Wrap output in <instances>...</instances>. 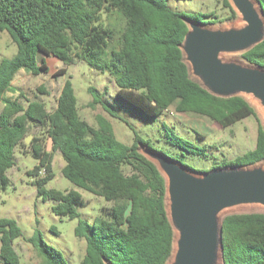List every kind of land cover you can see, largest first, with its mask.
Instances as JSON below:
<instances>
[{
	"label": "trees",
	"instance_id": "trees-1",
	"mask_svg": "<svg viewBox=\"0 0 264 264\" xmlns=\"http://www.w3.org/2000/svg\"><path fill=\"white\" fill-rule=\"evenodd\" d=\"M264 14V0H257ZM231 19L236 11L229 0ZM117 11L125 24L117 48H110L113 32L100 22V14ZM213 12H181L170 9L166 0H0V31L6 30L16 52L0 61V183L13 163L14 149L25 146L31 127L44 128L49 140L34 137L28 150L38 160L29 174L38 176L32 184L43 201L52 200V211L69 219L78 217L83 204L75 189L46 188L53 177L54 152L64 165L62 175L74 185L101 196L110 206L92 223L78 219L74 234L85 241L79 264H165L173 252L174 232L168 219L165 179L157 165L140 150L152 148L134 133L130 144L118 140L110 121L96 115V125L79 115L69 79L62 84L56 105L48 110L39 100L25 105L19 98H4L15 73L24 68L33 75L48 72L44 57L53 56L65 65L84 60L101 72H108L117 85L116 94L141 119L149 121L163 111L175 109L207 117L228 127L254 110L240 95L221 97L210 93L191 77L181 44L188 30L186 19L214 23ZM40 62L37 63V57ZM249 64L264 69V37L241 52ZM65 67L53 73L64 74ZM44 91L43 88H38ZM90 104L103 102L102 94L89 86ZM22 96V94H20ZM166 141L180 149L168 155L189 167L185 153L205 156L198 147L172 131ZM164 153V152H163ZM166 154V153H165ZM264 159V129L257 124L253 148L201 172L217 167H246ZM43 171L44 175L39 176ZM221 263L264 264V212H235L220 218ZM21 229L12 218L0 217V264H21L13 243ZM41 260L39 264H68L62 253L48 244L35 228L28 238Z\"/></svg>",
	"mask_w": 264,
	"mask_h": 264
},
{
	"label": "rangeland",
	"instance_id": "rangeland-1",
	"mask_svg": "<svg viewBox=\"0 0 264 264\" xmlns=\"http://www.w3.org/2000/svg\"><path fill=\"white\" fill-rule=\"evenodd\" d=\"M170 9L191 13V12H213L214 16L203 17L204 20L215 18L214 23H202L209 28H239L244 25L240 14L228 19L230 10L222 4V0H166ZM100 22L103 26L113 32V39L110 48L118 47L119 34L125 24L123 16L117 12L100 14ZM16 52V44L11 40L6 30L0 31V61L3 58H10ZM224 60H233L247 64L241 57V53H225ZM37 57V63L40 62ZM44 60L49 68L48 72H41L33 75L24 68L19 69L11 82L9 90L4 98H19L22 104L31 100H39L45 104L48 110L56 105V99L66 79H69L74 90L79 115L90 124L96 125V115L107 118L112 126L115 137L125 144H130L134 133L146 141L152 148L163 151L168 155L180 154V149L170 145L166 141V131L190 140L198 147H205L206 155H191L185 153L183 161L192 169L196 175L211 166L219 165L222 161L228 160L253 148L256 138L257 124L264 129L259 101L250 95L244 98L253 108L255 115L247 116L228 127H221L215 121L193 113L182 112L174 107L167 109L146 121L134 113L131 107L117 94V85L108 72H101L84 60H75L69 65L63 64L59 59L48 56ZM65 67L64 74L55 76L56 69ZM191 77L196 79L191 73ZM197 80V79H196ZM92 86L102 94L103 102L113 116L104 110L100 104H90L92 97L88 87ZM38 88H43L40 91ZM22 94V96L20 95ZM3 104L0 101V110ZM44 128L31 127L29 134L25 136V146H18L14 149L13 165L5 171L6 182L0 183V217L12 218L21 229V235L14 240V247L20 256L21 264H39L41 258L35 248L29 243L28 238L35 228L41 232L44 240L52 247L59 250L68 264H79L85 251V241L74 234V228L78 219H84L92 223L99 216L103 206H110L101 196L74 185L61 173L64 160L59 151L54 152L52 161L53 177L45 183L46 188L59 190L75 189L83 198V204L78 205V217L69 219L65 216L55 214L51 206L52 200L43 201L37 196L36 188L32 182L38 177L29 174L38 162L27 145L34 137L43 138L45 147L50 149L49 140L44 138ZM24 138V139H25ZM253 166H260L264 169V159ZM39 176L44 175L40 171ZM235 212H264V206L258 204H245L224 210L221 214Z\"/></svg>",
	"mask_w": 264,
	"mask_h": 264
},
{
	"label": "water",
	"instance_id": "water-1",
	"mask_svg": "<svg viewBox=\"0 0 264 264\" xmlns=\"http://www.w3.org/2000/svg\"><path fill=\"white\" fill-rule=\"evenodd\" d=\"M229 2L244 25L214 29L187 18L188 30L181 44L184 60L189 72L210 93L250 95L264 108V69L222 58L263 39L264 14L257 0ZM140 150L165 179L166 210L174 232L173 252L165 264H222L221 214L239 205L264 206V169L254 164L217 167L196 175L163 152L145 146Z\"/></svg>",
	"mask_w": 264,
	"mask_h": 264
},
{
	"label": "bare ground",
	"instance_id": "bare-ground-1",
	"mask_svg": "<svg viewBox=\"0 0 264 264\" xmlns=\"http://www.w3.org/2000/svg\"><path fill=\"white\" fill-rule=\"evenodd\" d=\"M261 113H262V119L264 120V109L261 108Z\"/></svg>",
	"mask_w": 264,
	"mask_h": 264
}]
</instances>
